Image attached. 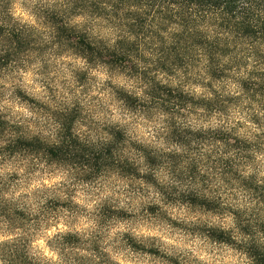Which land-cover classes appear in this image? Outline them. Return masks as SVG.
Segmentation results:
<instances>
[{"label": "clouds", "instance_id": "clouds-1", "mask_svg": "<svg viewBox=\"0 0 264 264\" xmlns=\"http://www.w3.org/2000/svg\"><path fill=\"white\" fill-rule=\"evenodd\" d=\"M0 264H264V0H0Z\"/></svg>", "mask_w": 264, "mask_h": 264}, {"label": "trees", "instance_id": "trees-1", "mask_svg": "<svg viewBox=\"0 0 264 264\" xmlns=\"http://www.w3.org/2000/svg\"><path fill=\"white\" fill-rule=\"evenodd\" d=\"M82 43H83V41H82Z\"/></svg>", "mask_w": 264, "mask_h": 264}]
</instances>
